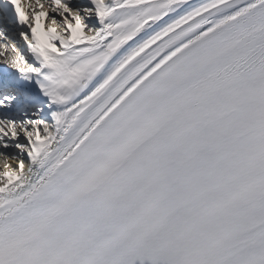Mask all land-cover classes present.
<instances>
[{
	"label": "snow or ice",
	"instance_id": "snow-or-ice-1",
	"mask_svg": "<svg viewBox=\"0 0 264 264\" xmlns=\"http://www.w3.org/2000/svg\"><path fill=\"white\" fill-rule=\"evenodd\" d=\"M0 264H264V0H0Z\"/></svg>",
	"mask_w": 264,
	"mask_h": 264
}]
</instances>
